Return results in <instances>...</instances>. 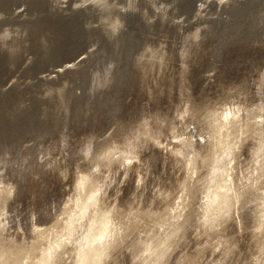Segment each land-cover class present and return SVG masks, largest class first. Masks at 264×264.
<instances>
[{
	"label": "bare ground",
	"instance_id": "1",
	"mask_svg": "<svg viewBox=\"0 0 264 264\" xmlns=\"http://www.w3.org/2000/svg\"><path fill=\"white\" fill-rule=\"evenodd\" d=\"M48 1L53 12L83 11L90 37L83 59L65 64L67 72L61 65L60 74L43 76L40 83L42 123H46L43 129L49 133L50 144L37 168H33L34 162L30 168L39 178L46 176L55 182L58 205L45 219L32 206L24 222L16 208L19 182L8 173H0V264H264V70L259 72L257 92L244 76L223 82L217 94L204 90L196 96L191 81L186 80L190 62L207 55L208 38L212 32L219 33L220 29L212 28L217 21L211 16L234 10L243 0H199L187 26L185 19L177 18L179 0ZM251 1L245 9L250 14L247 16H252L246 24L248 31L243 29L246 35L241 34L256 42L264 35V0ZM254 1L257 7L252 9ZM137 9L149 26L155 17L171 22L181 40L176 50L184 76L179 85L180 105L173 115L171 104L160 117L159 108L150 111L145 120L137 115L132 128L122 127L123 122L116 118L102 132L88 137L75 164L70 159L64 161L55 151L60 145L56 131H60L61 110L65 111L76 99L77 89L81 90L71 77L70 73H76L72 68L100 62L106 55L100 44L109 39L111 44L125 41L114 55L118 71L135 48L132 31L124 30L127 15ZM14 15L0 23V48L12 64L26 49V22H30L22 23L27 24L24 28L21 20L12 19ZM151 38L138 41L140 50L133 58L148 99L154 97L159 78L168 77L173 52ZM41 44L48 57L49 43L43 39ZM32 57L24 58L28 66ZM216 67L211 63L206 80L215 77ZM105 72L102 79L112 88L116 75ZM228 113L231 115L225 119ZM54 125L56 131L52 130ZM29 150L30 145H26L22 152ZM146 150L161 153L170 164L151 189L146 184ZM128 181L132 189L125 195L122 188Z\"/></svg>",
	"mask_w": 264,
	"mask_h": 264
},
{
	"label": "rangeland",
	"instance_id": "2",
	"mask_svg": "<svg viewBox=\"0 0 264 264\" xmlns=\"http://www.w3.org/2000/svg\"><path fill=\"white\" fill-rule=\"evenodd\" d=\"M18 2L19 4L16 3L13 6L12 12H8L11 8H7V0L0 4V14L5 12L2 16L4 17L3 20H6L9 14L14 13L15 15L12 19L21 20V23L18 21L20 25L27 20L30 21L26 22L29 25V28L27 27L29 30L26 29L28 31L25 34V38L27 37L25 41L26 49L21 52L22 54L20 53L21 57L14 61H17L15 64H12L13 61L10 60L5 50L0 48V173H8L10 177L19 182L20 189L17 190L16 201L17 214L26 222L32 206H36L38 208L37 213L45 219L53 212V208H56L60 198L58 191L55 189V182H52V179H46V176L39 178V175L33 171V168H37L36 164L41 160L45 147L50 144L49 133H44L45 130L43 129L46 123L45 121L42 123L41 111L43 103L42 98L38 95L40 83L44 78L43 76L56 77L61 65L66 66L65 64L70 60L77 62L83 59L90 36L84 23L87 15L81 10H65L63 12L54 10V12L56 11L54 13L49 6L48 0H41L39 4H26L24 0H18ZM252 2L251 0H243L242 6L229 10L230 13L222 10V14L217 15L218 17L216 15L211 16V19L215 20V22L217 21V24L219 23L216 26L213 25L214 27L212 26L214 30L220 29L219 33L216 36L215 33L210 32L209 40L207 37L205 39V41H210L207 55L204 54L196 62L191 61L189 72L186 74V80L188 82L191 81L189 82V84L191 83V91L195 92L196 96L204 90H207L208 93L217 94L221 84H224L223 82L241 80L244 76H246L247 84L252 87L251 90L258 91L257 79L259 72L264 70V35L261 36L260 34L263 39L258 36L260 39L256 42L248 38L250 35L248 37H243L242 35L245 32L243 29H248L246 24L252 17L247 16L250 14H246L247 11L245 9ZM254 2L252 9L257 7L256 1ZM141 3L142 1H140V5ZM178 3L176 13L179 16L177 18L185 19L184 24L187 26L189 22L193 21V12L197 5L200 4V1L179 0ZM135 11L131 12L133 14L127 15L129 18L131 16L130 19L127 17L126 21L128 24L126 27H129V29L125 27L124 31H132L130 35L133 34L131 36L135 37L137 43L139 40L142 42L147 37H152L151 39L154 42H158L161 46H168L173 50L172 61L170 60L171 67L167 70V73L169 72L168 77H166L167 79L162 76V78H159V82L154 86V97L148 99L142 90L138 73L133 66V58L140 50V44L138 43V45L135 42V48L131 49L125 56L122 60V67L117 68L119 70L116 71L115 63H113L115 60L114 55L116 50L122 47V44L124 46L125 41L118 43L120 41L115 40L111 44L109 39L105 40L107 38L101 36L102 40L105 38V42L100 39V43L102 42L100 48L104 45L103 49L106 52L104 59L101 58L102 60L100 59L97 64L87 62L83 63L79 68H72L76 73H70L71 77L76 78V83L81 85L82 91L77 89V97L72 101V106L69 102V107H66L68 109H64L65 111L61 110L60 131H56L55 125L54 128L52 127V130H55L56 134L58 135L59 133L60 135V145L55 151L57 150V156H61L64 161H69L70 159V162L75 164L79 149L85 145L87 139H89L88 137H92L95 132H102L116 118L121 119L123 122L122 127L128 126L132 128L137 115L145 120L149 116L150 111L159 108L157 112L160 117L164 110L167 109L168 104L172 105L171 114L173 115L175 109L180 105L179 85L181 82L183 83L182 78L184 76H182L183 63L179 61L176 50L181 40L172 27L173 24L171 22H164L155 17L156 19L153 18L154 20H152L153 26L155 25L153 28L152 25L149 26V22L145 24L139 10V12ZM139 16L144 22L139 19ZM239 21L241 22L240 24H238ZM1 22L2 20H0ZM26 25L24 24L25 27L23 24L21 26L26 28ZM146 25H148L147 28L144 27ZM239 25L240 27H237ZM212 34L213 37L215 36L214 38ZM43 39L50 45L48 57L42 50L41 43ZM105 44H107L106 47ZM113 44H116L117 48ZM103 49L101 48V51ZM201 50L204 51V48H201ZM202 51L201 54L203 53ZM27 56H33V62L29 63V65L31 64L30 66L25 61ZM95 59L96 57H94ZM211 63L217 66L214 73L215 77L207 78L206 80L205 77L209 73L208 69L211 67ZM68 67L67 65L64 68V72L68 71ZM109 70L111 74L116 75V77L114 76L115 82H113L114 86L112 88H108L102 79L106 76L105 71ZM97 77H99L98 80L96 79ZM188 77L190 80H188ZM10 81L14 84L12 85ZM168 91L171 93L170 95ZM153 114L156 115V113ZM26 145H30V150L27 154L22 152L23 147ZM144 153L148 163L146 167L149 170V174L146 176V184L147 189H151L153 184L160 180L159 177L169 170L170 164L161 153L154 154L152 150H146ZM31 157L32 159H30ZM32 162L34 163L32 164ZM31 164H35L33 168H30ZM44 180H46L47 184ZM36 183L41 184V186L38 185L36 187ZM131 189L132 183L130 181L125 182L122 188L123 193L127 195Z\"/></svg>",
	"mask_w": 264,
	"mask_h": 264
},
{
	"label": "water",
	"instance_id": "3",
	"mask_svg": "<svg viewBox=\"0 0 264 264\" xmlns=\"http://www.w3.org/2000/svg\"><path fill=\"white\" fill-rule=\"evenodd\" d=\"M3 1H6V0H0V4H1V2H3ZM8 1V4L6 5L7 6V8L8 9H10L11 8V10H8V12H12V9H14V5L17 3V4H19V2H18V0H7ZM17 1V2H16ZM25 1V3L26 4H31V3H37V4H39L40 2H41V0H24ZM2 13V12H1ZM5 12H3V14H4ZM3 15L1 14V16H0V20H3V18L4 17H2ZM128 17V16H127Z\"/></svg>",
	"mask_w": 264,
	"mask_h": 264
},
{
	"label": "snow or ice",
	"instance_id": "4",
	"mask_svg": "<svg viewBox=\"0 0 264 264\" xmlns=\"http://www.w3.org/2000/svg\"><path fill=\"white\" fill-rule=\"evenodd\" d=\"M231 115V113H228V114H226V116H225V119H227L228 118V116H230ZM129 163H132V161L131 160H129Z\"/></svg>",
	"mask_w": 264,
	"mask_h": 264
}]
</instances>
